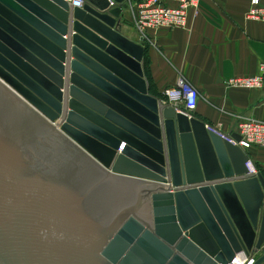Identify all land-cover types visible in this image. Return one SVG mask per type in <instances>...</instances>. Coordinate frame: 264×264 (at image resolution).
Listing matches in <instances>:
<instances>
[{
	"label": "water",
	"instance_id": "95a60500",
	"mask_svg": "<svg viewBox=\"0 0 264 264\" xmlns=\"http://www.w3.org/2000/svg\"><path fill=\"white\" fill-rule=\"evenodd\" d=\"M83 1L0 0V264H227L259 249L264 178L232 138L149 93L143 39L121 34L128 0Z\"/></svg>",
	"mask_w": 264,
	"mask_h": 264
},
{
	"label": "crops",
	"instance_id": "0c3cea01",
	"mask_svg": "<svg viewBox=\"0 0 264 264\" xmlns=\"http://www.w3.org/2000/svg\"><path fill=\"white\" fill-rule=\"evenodd\" d=\"M128 1L134 6L140 0ZM260 6L264 8V0ZM249 7L250 0H200L186 28L147 31L141 42L149 93L164 99V92L185 78L201 96L191 116L235 140L237 116L264 122V82L257 90L226 85L234 77L257 76L264 68V22L247 20ZM132 15L131 8L124 13L121 34L138 39ZM243 151L264 178V146Z\"/></svg>",
	"mask_w": 264,
	"mask_h": 264
},
{
	"label": "built area",
	"instance_id": "2783aa9c",
	"mask_svg": "<svg viewBox=\"0 0 264 264\" xmlns=\"http://www.w3.org/2000/svg\"><path fill=\"white\" fill-rule=\"evenodd\" d=\"M72 8H82L83 0H64ZM200 0H140L134 6H130L133 12V28L139 38L146 39L147 31L158 29H184L189 18L195 14ZM247 20L264 22V8L260 6V0H250V7L245 14ZM264 68H260V74L252 77H234L226 82L229 88L257 90L261 88L264 77ZM165 102L173 106L179 113L190 117L191 112L201 97L199 92L183 77H180L174 87L167 89L164 94ZM235 133L238 140L230 139V142L242 150L251 146H264V122L242 116L236 117ZM249 174L255 175L253 164L248 160ZM262 246L250 253L241 252L227 264H255L263 255ZM264 264V261L261 263Z\"/></svg>",
	"mask_w": 264,
	"mask_h": 264
},
{
	"label": "rangeland",
	"instance_id": "374dc122",
	"mask_svg": "<svg viewBox=\"0 0 264 264\" xmlns=\"http://www.w3.org/2000/svg\"><path fill=\"white\" fill-rule=\"evenodd\" d=\"M123 15H124V14H123ZM121 20H123V21H122V23H123V22H124V19L122 18ZM132 20H133V15H132ZM123 25H124V23H123ZM163 100H164V99H163Z\"/></svg>",
	"mask_w": 264,
	"mask_h": 264
}]
</instances>
